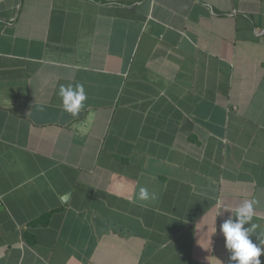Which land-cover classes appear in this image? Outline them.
I'll use <instances>...</instances> for the list:
<instances>
[{
	"label": "crops",
	"instance_id": "crops-1",
	"mask_svg": "<svg viewBox=\"0 0 264 264\" xmlns=\"http://www.w3.org/2000/svg\"><path fill=\"white\" fill-rule=\"evenodd\" d=\"M0 196V264H230L245 200L264 240V0H0Z\"/></svg>",
	"mask_w": 264,
	"mask_h": 264
},
{
	"label": "clouds",
	"instance_id": "clouds-1",
	"mask_svg": "<svg viewBox=\"0 0 264 264\" xmlns=\"http://www.w3.org/2000/svg\"><path fill=\"white\" fill-rule=\"evenodd\" d=\"M58 96L62 100L63 110L73 117L79 116L88 98L83 84L80 83L74 86L61 85ZM137 198L146 201L155 199V194H150L147 188L140 187ZM255 205V200L243 201L235 213L220 225V231L225 238V248L230 253V264H262L260 257L264 255V240L257 243L252 238L259 227L252 223L256 215Z\"/></svg>",
	"mask_w": 264,
	"mask_h": 264
},
{
	"label": "built area",
	"instance_id": "built-area-1",
	"mask_svg": "<svg viewBox=\"0 0 264 264\" xmlns=\"http://www.w3.org/2000/svg\"><path fill=\"white\" fill-rule=\"evenodd\" d=\"M2 204H3V200H2V198L0 196V205H2Z\"/></svg>",
	"mask_w": 264,
	"mask_h": 264
}]
</instances>
